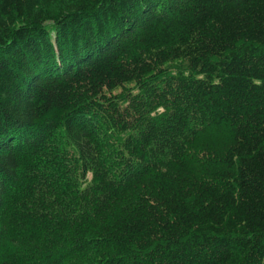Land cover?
<instances>
[{"label":"trees","instance_id":"obj_1","mask_svg":"<svg viewBox=\"0 0 264 264\" xmlns=\"http://www.w3.org/2000/svg\"><path fill=\"white\" fill-rule=\"evenodd\" d=\"M0 264H264V0H0Z\"/></svg>","mask_w":264,"mask_h":264}]
</instances>
